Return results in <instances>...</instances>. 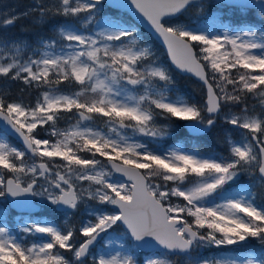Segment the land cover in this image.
I'll return each instance as SVG.
<instances>
[{
	"label": "snow or ice",
	"instance_id": "obj_1",
	"mask_svg": "<svg viewBox=\"0 0 264 264\" xmlns=\"http://www.w3.org/2000/svg\"><path fill=\"white\" fill-rule=\"evenodd\" d=\"M213 6L238 12L235 26ZM24 19L52 23L51 35L33 46L8 31ZM174 70L202 82L200 101L179 92ZM0 79L38 91L34 103L0 92V197H40L51 212L83 217L29 218L15 231L0 219V264H264V203L253 191L264 188V0H33L0 11ZM249 98H259L258 114ZM221 120L246 130L225 136L227 155L187 147V137L164 146ZM253 241L260 247L247 255L192 259Z\"/></svg>",
	"mask_w": 264,
	"mask_h": 264
},
{
	"label": "trees",
	"instance_id": "obj_2",
	"mask_svg": "<svg viewBox=\"0 0 264 264\" xmlns=\"http://www.w3.org/2000/svg\"><path fill=\"white\" fill-rule=\"evenodd\" d=\"M19 1V3H21V5H23V8H26L28 5L33 3V0H17ZM48 2H51V0H48ZM214 8L210 9L209 11L220 17L221 18V22L222 23H230L233 26H235L236 23V17L235 16V12L232 10H225L224 12V16L221 14L222 11H218V10H213ZM120 14L124 15V17L126 19H130V17L124 13V12H120ZM183 19V21L187 22L188 19L185 17H181ZM249 19L252 20L253 22H255L253 20V18H251L249 16ZM256 24H259V21L255 22ZM16 27L17 29L21 30L22 32V37L26 38L29 42L33 43V46H35L34 42L37 39L38 36H49L52 33V23H46L42 26H37V25H33L32 22L28 19H24V20H20L16 23ZM23 29H27V31H24ZM142 35L145 37V39H147L150 43H152L154 50L156 51L157 55L160 57V59L162 61L167 62L166 56L162 50V48H160L153 40L152 38L144 31H142ZM168 63V62H167ZM174 77L176 80V86L179 90V92L183 95H185L186 97H190L192 98L194 101H200L202 99V93H203V88L198 85L197 83H195L193 80H191L188 77H183V76H179L178 74H176L174 72ZM21 87H23L21 84H17L16 85V89L15 90H19ZM27 94V92L23 93V95L25 96ZM251 98L248 99V103L250 108L254 106L255 108V112L254 113H259L260 112V103L255 102V101H251ZM233 109H235V111H239L238 107L236 106H230ZM65 123L63 120L60 121L59 123V127L63 128L65 127ZM221 130L222 128H220L219 126H217L214 130H212L211 132H209L208 134L201 136L199 138L196 137H192L189 133H187L186 131H182L180 137L178 138H166L165 141V145H171L177 142V139L183 138V137H187L188 138V143H187V147H191L192 143H196L200 146L201 151L208 153L210 151H214L218 154H223V155H227L228 151L227 146L223 143V140L221 139ZM17 146V145H16ZM242 184H244V180L242 178ZM264 190V188H263ZM253 191L255 193L256 189H253ZM2 202L7 210V217H8V223L11 226L12 223L10 221L11 217H17V214L13 213L7 204L6 199L2 198ZM257 203H264V192H263V196H259V194L257 193ZM44 212V214L42 215V217L44 219H47L49 221H53L57 224H62L65 223L66 220H63V216L60 215L57 212H51L49 211V209L42 211ZM77 216V215H76ZM71 222L74 224H79L78 221L74 218H70ZM31 239H33L32 237H30ZM31 239H28L29 242L31 241ZM223 250V249H222ZM63 251V250H62ZM211 252H215L214 249L211 248H207L205 249L203 252L199 253V252H193L192 253V259L194 260L197 256H203V257H210V253ZM141 252L138 250L137 251V258L139 259L141 257ZM183 263L182 264H188V259L183 257Z\"/></svg>",
	"mask_w": 264,
	"mask_h": 264
},
{
	"label": "rangeland",
	"instance_id": "obj_3",
	"mask_svg": "<svg viewBox=\"0 0 264 264\" xmlns=\"http://www.w3.org/2000/svg\"><path fill=\"white\" fill-rule=\"evenodd\" d=\"M51 2H52V0H51ZM210 4H216V3H210ZM12 7H16V9H17V11H23L25 8H23V5H21V3H19V1H17V0H0V11H8V10H10ZM212 8H214L213 10H215V9H218V8H216V7H212ZM211 8V9H212ZM219 9H221V8H219ZM235 14V16H238L239 15V13L238 12H235L234 13ZM251 18H253V20L256 22V21H259L260 22V17H259V15L257 14V13H251L250 15H249ZM187 19H188V17H186ZM193 18H195V17H193ZM184 19H185V17H184ZM186 20V19H185ZM181 21H183V19L181 18ZM183 22H185V21H183ZM188 22V21H187ZM17 84H19V83H17V82H12V81H5V80H3V79H0V92H3V93H6L7 94V96L10 98V99H19V98H21V97H23V99L25 100V102L27 103V102H32V103H34L35 102V99H36V96L38 95V91L37 90H35V89H33V90H30V91H28L27 92V94L25 95L27 98H24V95L20 92V89L19 90H15L16 89V85ZM16 93H18V94H16ZM203 95V94H202ZM251 101H255V102H258V103H260V101H259V98H256V99H250ZM230 107V106H229ZM231 108V110L232 111H234V112H236L235 111V109H233L232 107H230ZM229 109L228 108H225L224 109V111H228ZM260 110H261V105H260ZM253 114H258V113H253ZM217 126H219L220 128H222V130H221V133H222V135H221V139L222 140H224V138H225V136L226 135H231L232 136V138L233 139H236V140H239L240 138H241V135H242V133L244 132V131H246V130H241V129H236V128H233L232 126H230V125H227V124H225L224 122H223V120H221L219 123H218V125ZM38 131H40V135L41 136H46L47 135V133H46V131H44V130H38ZM166 139V138H165ZM164 143V146L165 147H169V146H172L173 144H171V145H165V141L163 142ZM175 144V143H174ZM227 151H228V148L226 149ZM243 178V180H244V184L243 185H248L249 183H251V181H250V178L247 176V175H245V176H243L242 177ZM253 189H256V192L259 194V196H263V192H264V190H263V188L260 186V184H259V182H257L255 185H254V187H253ZM3 200H2V197H0V209H5L6 210V208H5V206H4V204H3V202H2ZM35 202L37 203V204H40L41 205V207H42V210L43 211H45V210H47L48 208H47V206H46V201H44V200H42L40 197H35ZM174 202H179V201H177V200H175V198H174ZM7 210H6V212L4 213V215L2 216V217H0V219H2V220H7ZM44 214V212L42 213V215ZM24 215H26V214H24ZM77 215V221H78V223L80 222V220L83 218L82 217V210H81V213H77L76 214ZM23 216V215H22ZM64 218H66L65 217V215H62ZM72 217V216H71ZM68 218H70V217H68ZM68 218H66V219H68ZM26 219H28L27 218V216H24V217H22V218H17V217H11L10 218V220L12 221V226L10 227V228H12L13 229V231H15V229H16V227H17V225H19V222L21 221V220H26ZM27 238V237H26ZM32 240V239H31ZM31 242V241H30ZM260 246L255 242V241H253L251 244H249L247 247H245V246H243V245H241V246H237V245H232V246H227V247H222V248H216L215 246H211V247H206V248H201V249H196V250H194L193 252H199V253H201V252H203L205 249H207V248H211V249H214L215 250V252H211L210 253V257H212V256H220V255H234V256H242V255H247L248 253H249V251H251V250H253V249H258ZM223 249V250H222ZM255 254V253H254ZM148 255H151V253H149V254H145V255H143L142 257H141V262L143 261V259L146 257V256H148ZM182 258V257H181ZM181 258H179V264H182L183 263V258L181 259Z\"/></svg>",
	"mask_w": 264,
	"mask_h": 264
},
{
	"label": "water",
	"instance_id": "obj_4",
	"mask_svg": "<svg viewBox=\"0 0 264 264\" xmlns=\"http://www.w3.org/2000/svg\"><path fill=\"white\" fill-rule=\"evenodd\" d=\"M215 1H217V0H215ZM105 3L107 5L109 3V0H105ZM120 11L127 12L133 20L135 19L133 14L131 12H129L128 9H121ZM139 26L142 27L147 33H149L153 37V39L164 49V51L166 52V55H167L166 47L163 45L161 40L155 38V36L152 34L151 28L146 23H141ZM167 59H168V62L170 64L171 62H170V58L168 57V55H167ZM172 67L174 68V66H172ZM174 71H176L178 74H180L182 76H189V77L193 78L196 82H199L202 85V82L199 81V79L197 77L193 76L192 74L180 73L178 70H174ZM13 139L15 141H17L22 146V144L19 140H16L15 138H13ZM25 199L30 200L31 203L30 204L20 203L21 201H24ZM7 202L9 204L10 208H12L17 213L34 214L40 210V206L34 202V197H31V196H27V197H25V196H21V197L8 196ZM140 250L142 252H146V253L151 252V250L148 248H144V249H140Z\"/></svg>",
	"mask_w": 264,
	"mask_h": 264
},
{
	"label": "flooded vegetation",
	"instance_id": "obj_5",
	"mask_svg": "<svg viewBox=\"0 0 264 264\" xmlns=\"http://www.w3.org/2000/svg\"><path fill=\"white\" fill-rule=\"evenodd\" d=\"M8 31H9L11 34L15 35V36H18V37L21 36V32L19 31V29H17L16 25L10 27V28L8 29Z\"/></svg>",
	"mask_w": 264,
	"mask_h": 264
},
{
	"label": "bare ground",
	"instance_id": "obj_6",
	"mask_svg": "<svg viewBox=\"0 0 264 264\" xmlns=\"http://www.w3.org/2000/svg\"><path fill=\"white\" fill-rule=\"evenodd\" d=\"M16 94H18V93H16ZM24 98H27L26 96H24Z\"/></svg>",
	"mask_w": 264,
	"mask_h": 264
}]
</instances>
